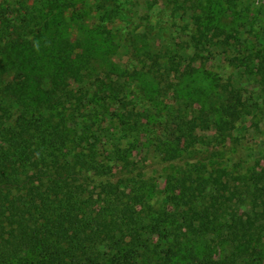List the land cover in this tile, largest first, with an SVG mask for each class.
Returning <instances> with one entry per match:
<instances>
[{"label":"trees","instance_id":"trees-1","mask_svg":"<svg viewBox=\"0 0 264 264\" xmlns=\"http://www.w3.org/2000/svg\"><path fill=\"white\" fill-rule=\"evenodd\" d=\"M26 1L0 3V87L7 84L0 88V264H260L264 168L168 175L167 206L153 207V179L132 158L149 113L120 82L93 83L90 94L81 69L94 72L102 57L82 53L85 37L73 40L71 26L45 38L47 13L66 17L71 0ZM107 7L94 9L103 8L94 29L105 39L118 12ZM34 31L37 41H28ZM147 55L152 67L160 64ZM256 69L264 91V62ZM13 77L21 79L4 82ZM215 86L202 121L224 142L246 103L232 83ZM185 136L191 146L204 141L192 131ZM155 146L177 157L175 148Z\"/></svg>","mask_w":264,"mask_h":264},{"label":"rangeland","instance_id":"rangeland-1","mask_svg":"<svg viewBox=\"0 0 264 264\" xmlns=\"http://www.w3.org/2000/svg\"><path fill=\"white\" fill-rule=\"evenodd\" d=\"M15 1L7 0L12 6ZM29 1L41 2H26ZM60 1L68 4L69 0ZM71 1L75 8L66 17L47 13L45 22L49 29L45 38L57 26L61 32L71 26L73 40L85 37L78 41L82 53L102 57L93 62L94 72L89 65L81 69L80 79L85 88H90V94L93 83L120 82L125 85L124 95L134 101L137 109L149 113L132 158L146 177L153 179V207L167 206L168 175L177 176L190 169L199 171L200 167L210 172L222 166L235 173L264 168V91L256 69L264 62V0ZM98 4L118 10L108 22L109 39L94 29L104 12L103 8L94 10ZM196 16L202 18L201 33ZM35 34L29 33L28 41L36 42ZM99 44L106 45L98 48ZM148 52L160 64L152 67ZM168 57L174 58L175 63L168 64ZM20 79L6 78L4 82L11 84L10 81ZM217 81L238 87L246 103L242 117L224 142L212 139L215 125L207 128L202 121L205 112L209 118ZM5 85H1V90H5ZM44 86L50 89V81L46 80ZM69 108L73 106L68 105ZM116 129L111 127L113 132ZM191 131L204 141L189 145L185 134ZM158 144L163 149L175 148L177 157L173 158L175 155L171 153L168 158L159 150L156 152ZM261 247L264 249V237ZM262 256L260 264H264V253Z\"/></svg>","mask_w":264,"mask_h":264}]
</instances>
